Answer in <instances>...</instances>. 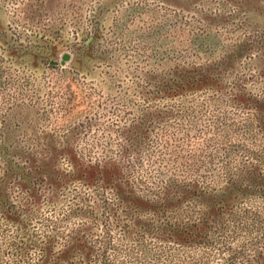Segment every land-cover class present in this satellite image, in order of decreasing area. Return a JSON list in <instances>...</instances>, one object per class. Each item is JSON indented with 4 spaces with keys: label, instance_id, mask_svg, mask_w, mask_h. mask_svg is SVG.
Segmentation results:
<instances>
[{
    "label": "rangeland",
    "instance_id": "374dc122",
    "mask_svg": "<svg viewBox=\"0 0 264 264\" xmlns=\"http://www.w3.org/2000/svg\"><path fill=\"white\" fill-rule=\"evenodd\" d=\"M198 72L216 84L173 91ZM46 152V166L67 176L55 209H41L66 231L80 222L67 216L72 201L90 205V185L71 173L95 163L118 164L147 197L167 176L207 189L244 171L255 176L251 189H264V0H0V169L20 164L35 175ZM18 182L8 177L11 198L25 196ZM231 212L236 222L222 214L223 228H208L211 243L145 239L150 256L121 243L132 253L114 257L261 264L264 198L251 194ZM7 248L0 234V264Z\"/></svg>",
    "mask_w": 264,
    "mask_h": 264
},
{
    "label": "trees",
    "instance_id": "16d2710c",
    "mask_svg": "<svg viewBox=\"0 0 264 264\" xmlns=\"http://www.w3.org/2000/svg\"><path fill=\"white\" fill-rule=\"evenodd\" d=\"M209 82L216 84L215 79L204 73L184 74L175 81L173 91H197ZM123 136L132 139L128 132ZM52 159L53 154L46 152L34 160L35 175L25 172L20 164L0 169V234L9 253L4 264H117L119 259L114 257L117 252L121 251L124 257L132 253L130 247L119 248L121 243L137 245L146 256L151 253L143 244L145 239L159 246L211 243L208 228H223L222 214L234 221L231 209L235 202L256 192L264 198V189H251L254 174L244 171L236 176L226 172L224 184L207 189L167 176L156 189L147 190L152 194L147 197L122 167L107 161L71 173V180L82 179L90 185V194H86L90 205L86 197L77 196V204L72 201L67 216L78 217L80 222L66 231L59 229L64 224L63 218L52 217L41 209L43 205L55 209L62 186L60 177L67 176L46 166ZM13 173L19 175L16 186L25 194L21 198H11L6 192L8 177ZM36 178L47 186L46 194L35 189ZM96 228H100L101 234L91 236ZM114 229L119 231V238L113 236ZM259 255L262 264L264 252Z\"/></svg>",
    "mask_w": 264,
    "mask_h": 264
}]
</instances>
